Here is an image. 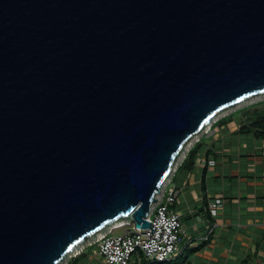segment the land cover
I'll list each match as a JSON object with an SVG mask.
<instances>
[{"label":"water","instance_id":"water-1","mask_svg":"<svg viewBox=\"0 0 264 264\" xmlns=\"http://www.w3.org/2000/svg\"><path fill=\"white\" fill-rule=\"evenodd\" d=\"M260 92L264 0H0V264L149 229L188 139Z\"/></svg>","mask_w":264,"mask_h":264},{"label":"crops","instance_id":"crops-1","mask_svg":"<svg viewBox=\"0 0 264 264\" xmlns=\"http://www.w3.org/2000/svg\"><path fill=\"white\" fill-rule=\"evenodd\" d=\"M246 124L241 109L212 122L194 162L182 154L160 185V192L167 184L181 190L174 209L186 229L181 251L167 264H264V139L241 133ZM217 197L223 203L212 217L208 204ZM211 224L214 231L203 241Z\"/></svg>","mask_w":264,"mask_h":264},{"label":"built area","instance_id":"built-area-1","mask_svg":"<svg viewBox=\"0 0 264 264\" xmlns=\"http://www.w3.org/2000/svg\"><path fill=\"white\" fill-rule=\"evenodd\" d=\"M211 128L212 125H208L200 138L194 140L187 149V154L200 142L203 135L211 132ZM201 163L213 165L214 161L202 160ZM180 191L175 186L167 184L161 192L159 190L155 194L154 197L157 201L152 202L147 215L150 222L149 229L135 228L131 220L118 219V222L114 220L116 223L102 231L96 237L95 242L88 245V247L95 245L92 254L98 258V264H151L171 261L181 251L186 234L181 215L174 209ZM222 203L221 197L214 198L209 202L208 209L212 217L218 214ZM214 227L213 224L207 227L205 236L202 237L203 241H207L212 235ZM118 229H123V232L115 233V230ZM83 252L84 250H80L72 257H78Z\"/></svg>","mask_w":264,"mask_h":264},{"label":"rangeland","instance_id":"rangeland-1","mask_svg":"<svg viewBox=\"0 0 264 264\" xmlns=\"http://www.w3.org/2000/svg\"><path fill=\"white\" fill-rule=\"evenodd\" d=\"M260 102H264V92H260V93H256L253 95H250L246 98L241 99L240 101L223 108L222 110L218 111L217 114L215 113L214 116L212 117L211 121L208 123V125H210L212 122L214 123L215 121L233 113L236 112L237 110H240L242 108H246L248 106H254L255 104H258ZM206 125L205 127H203L201 129V131H199V133L193 135L191 138L188 139V141L185 143L184 147L182 148V150L180 151V154L178 156V158H175L174 163L176 164V162L178 161V159L180 158V156H182V154H184L187 149L191 146V144L194 142L195 139L200 138V136L203 134V132L205 131V129L207 128ZM243 138H246V136L242 135ZM173 163V164H174ZM124 219V218H123ZM122 218L120 220H123ZM114 222H110L109 224H107L106 226H104L103 228H101V230L99 231H95L91 234H89L88 236H86L85 238H83L82 240H80L77 244H75L63 257V259H61L57 264H65L66 262H68V260H70V258H74L72 257L73 254H76L78 251L80 250H86V257L84 260L80 261L79 264H95L93 258V254L92 252L90 253L89 251L91 249H88V245L91 243L95 242L96 237H98L100 235V231H104L106 228H108L111 224H113ZM123 229H118L115 230V233H122ZM90 247V246H89ZM95 245H92L91 248H94ZM87 248V249H86ZM90 254V256L88 257L87 255Z\"/></svg>","mask_w":264,"mask_h":264},{"label":"trees","instance_id":"trees-1","mask_svg":"<svg viewBox=\"0 0 264 264\" xmlns=\"http://www.w3.org/2000/svg\"><path fill=\"white\" fill-rule=\"evenodd\" d=\"M241 110H243L245 113V116L247 118V124L241 127L239 131L241 133H253L256 138L264 139V102H260L258 104H255L254 106H248L246 108H242ZM201 146H202V142H198L188 152V155L186 157L187 162L191 164L194 162V159ZM86 252L76 257L71 264H78L79 261L86 256ZM151 264H167V263H151Z\"/></svg>","mask_w":264,"mask_h":264},{"label":"bare ground","instance_id":"bare-ground-1","mask_svg":"<svg viewBox=\"0 0 264 264\" xmlns=\"http://www.w3.org/2000/svg\"><path fill=\"white\" fill-rule=\"evenodd\" d=\"M216 114H217V113H216ZM213 116H214V115H213ZM213 116H212V117H213ZM211 119H212V118H211ZM203 127H205V126H203ZM198 133H199V132H198ZM113 222L116 223V222H118V221L116 220V222H115V221H113ZM108 224H109V223H108ZM106 225H107V224H106ZM106 225H105V226H106ZM111 225H112V224H111ZM97 231H99V229L96 230V232H97ZM101 232H102V231H100V233H101Z\"/></svg>","mask_w":264,"mask_h":264}]
</instances>
